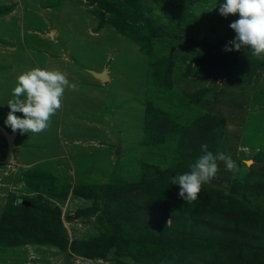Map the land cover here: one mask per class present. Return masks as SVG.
Returning <instances> with one entry per match:
<instances>
[{"label": "rangeland", "instance_id": "1", "mask_svg": "<svg viewBox=\"0 0 264 264\" xmlns=\"http://www.w3.org/2000/svg\"><path fill=\"white\" fill-rule=\"evenodd\" d=\"M153 2L0 0V127L14 133L7 157L0 131V222L25 224L15 241L0 234V264H180V252L189 247L264 264L263 240L223 236L181 217L161 220L144 213L140 223L127 220L103 189L151 179L152 172L144 176L150 168L185 172L186 154H203L211 115L225 120L223 135L212 138L214 154L221 152L228 131L243 135L240 155L264 154V72L252 87H236L247 101L242 100L244 111L236 103L226 105L235 113L229 116L235 119L231 126L209 101L228 85L193 79L190 65L178 68L158 43L162 37H152L151 29L158 26L151 16ZM35 67L63 72L75 88L65 89L45 130L14 132L4 123L7 102L17 77ZM191 80L205 84L194 92L214 90L202 99L188 98L184 94ZM170 84L173 89L166 91ZM147 103L156 112L150 113L153 135L146 139ZM99 164L107 172L96 188L88 183L98 176ZM263 164L245 160L246 167ZM228 182L234 186L235 181ZM247 184L255 192L254 184ZM204 185L213 188L209 181ZM200 197L207 207L216 206V194ZM235 199V211L225 214V223L236 228L246 215L256 227L264 224V195L253 203Z\"/></svg>", "mask_w": 264, "mask_h": 264}, {"label": "crops", "instance_id": "2", "mask_svg": "<svg viewBox=\"0 0 264 264\" xmlns=\"http://www.w3.org/2000/svg\"><path fill=\"white\" fill-rule=\"evenodd\" d=\"M220 3L219 0H154L151 16L155 24L169 34V37H162L157 41L171 52L173 62L178 68L182 69L190 65V75L193 79H201L205 83L213 81L219 83V86L221 83L228 85L226 89L224 88L225 92L215 91L209 101H213L217 114L226 115L233 126L235 119L229 116H235V113L227 106L236 103L238 107H243L239 108L241 111L245 108L242 104L247 101L246 97L244 93L238 94L236 87L243 84L246 87L254 85L255 79L264 72V55H261V58L251 57L254 54L252 55L247 48H241L239 51L224 50L225 45L233 40V35L235 36L234 30L229 25L238 18V14L222 16L219 13ZM181 13H183L182 17ZM188 40H193L199 45L190 44ZM216 47L219 48L218 51L214 49ZM228 72H233L232 76ZM201 80L188 82L187 93L190 94L199 89L201 85H205ZM225 98H227L226 101ZM242 138L243 135L237 131L226 133L221 143V152L232 157L238 170L233 173L225 168L222 161H219V170L216 176L209 180V184L227 195L253 203V200L264 195V164L262 167L255 165L246 167L245 160L250 159L253 164L257 161L264 162V154L244 156V154L240 155L235 150H231L230 148L235 149L243 142ZM100 156L103 158V155L100 154ZM100 167H97L100 170L96 171V175L100 177L94 178L93 183L88 184L103 183V174L107 171L104 173V166L100 165ZM254 177L258 180L255 181ZM229 179L236 182L234 186L228 182ZM248 181L254 184L255 192L251 188L248 189Z\"/></svg>", "mask_w": 264, "mask_h": 264}, {"label": "trees", "instance_id": "3", "mask_svg": "<svg viewBox=\"0 0 264 264\" xmlns=\"http://www.w3.org/2000/svg\"><path fill=\"white\" fill-rule=\"evenodd\" d=\"M219 1L221 2V0ZM151 32L152 37H169V34L164 32L160 26H156L155 28L151 29ZM188 42L196 46L199 45V43L193 40H188ZM171 89H173L172 84L165 87L166 91H171ZM213 90L202 89L194 92L193 94L184 95L191 99L193 97H199L200 99H202L207 93ZM152 111L156 112V110L153 109L152 105L150 103H147L145 111L147 120L145 121L146 127L144 132L146 139L153 135L152 123L150 120V113ZM210 118V130L206 134L205 144L208 145V150L214 152L217 148L212 145V138L214 137V139H218V137H221L223 135L225 120L222 117L215 115H211ZM216 123L218 125L215 126ZM177 126L178 125L172 126V130L176 129ZM159 143H161V141ZM178 143L179 142L177 141V145H175L176 147L178 146ZM155 144H157V141ZM186 156L187 157L185 159V163L188 164L185 167V172L190 170L189 167L191 166V161L193 164L196 160L194 154H186ZM155 168V172L153 171V168H150L151 170L148 169V172H144V176H146V174L149 172H152V174L154 175H152L151 179H146V177H144L142 183L140 179V182L138 184H129L127 186L108 185L103 188L106 190L108 198L116 201L118 205L122 207V212L125 219L134 222L138 221L140 223L144 219L142 217L144 213H149L152 216L158 214L161 220H163V218L165 220H173L177 217H181L183 219L191 220L192 223L194 222L197 225L196 227H199L202 230L216 232L223 236H231V238L240 236L253 239L255 241H264V224L256 227L255 222L250 221V219H247V217H244L246 215H243V217L237 221L236 228H232L227 223H225V214L235 211L234 204L237 203V201L234 197L224 194L221 190L209 188L202 184V187L204 189H201V192L198 194L197 199L192 201H184L178 195L179 187L176 185L175 189V186L172 185V179H170L169 176L171 174H180L178 173V170L171 171L168 168ZM89 186L95 187V185ZM98 187L100 186H96V188ZM82 189L86 190L88 189V187H83ZM205 192L208 194H216L217 200H214L216 206L212 203L210 207H207L205 203H203L204 201L202 200L200 195H203V193ZM80 195L89 198L88 194L84 192H82ZM252 215L257 216L256 213ZM258 217L263 220V218L259 214ZM250 218L252 219V217ZM0 224V234L3 232L6 237L14 241L20 236L18 235V230H21L23 226H25V224H23L22 226H17L14 221L11 220L10 222H8L6 221V219H3ZM25 231L26 230L21 231V233ZM29 232L30 230H28V233ZM30 234H32V232H30ZM43 239L49 242L55 241L54 238L49 240L45 237ZM179 255L180 256L178 258H180V264H258L253 261L242 259L240 257L238 258L233 255L231 256L230 254H224L216 250H193L190 247L185 251L180 252Z\"/></svg>", "mask_w": 264, "mask_h": 264}, {"label": "clouds", "instance_id": "4", "mask_svg": "<svg viewBox=\"0 0 264 264\" xmlns=\"http://www.w3.org/2000/svg\"><path fill=\"white\" fill-rule=\"evenodd\" d=\"M219 13L224 17L238 14L229 25L235 37L225 45V51L247 48L256 56L264 55V0H221ZM67 87L75 88V85L59 70L35 67L21 73L12 90V98L7 102L9 112L5 125L14 132H42L49 126L50 117L61 107ZM201 152L203 154L196 158L189 171L172 178V185L179 186L178 195L184 201L197 199L202 184L216 176L219 161L233 173L238 170L230 155L214 154L207 144L201 146Z\"/></svg>", "mask_w": 264, "mask_h": 264}, {"label": "water", "instance_id": "5", "mask_svg": "<svg viewBox=\"0 0 264 264\" xmlns=\"http://www.w3.org/2000/svg\"><path fill=\"white\" fill-rule=\"evenodd\" d=\"M93 1L96 2V0H93ZM0 131H1V133L4 136V138L7 141V157H8V156L11 155V151L14 148L13 141H12V138H13L14 133L8 134L2 127H0Z\"/></svg>", "mask_w": 264, "mask_h": 264}, {"label": "bare ground", "instance_id": "6", "mask_svg": "<svg viewBox=\"0 0 264 264\" xmlns=\"http://www.w3.org/2000/svg\"><path fill=\"white\" fill-rule=\"evenodd\" d=\"M234 150H235V152H238L239 148H238V147H236Z\"/></svg>", "mask_w": 264, "mask_h": 264}]
</instances>
